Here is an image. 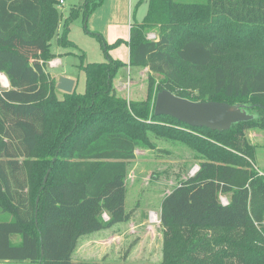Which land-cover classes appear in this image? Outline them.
Instances as JSON below:
<instances>
[{
	"label": "trees",
	"instance_id": "trees-1",
	"mask_svg": "<svg viewBox=\"0 0 264 264\" xmlns=\"http://www.w3.org/2000/svg\"><path fill=\"white\" fill-rule=\"evenodd\" d=\"M101 2L70 8L59 33L58 0H0V260L149 264L71 255L81 236L130 219L127 166L136 147L153 146L151 132L189 147L199 167L162 198L160 264H264V174L245 136L264 129V0H148L130 23L128 62H88L83 92L58 90L45 71L50 40L70 46L69 23ZM127 64L148 68L145 99L117 93L113 79ZM163 88L244 104L254 117L218 131L155 115Z\"/></svg>",
	"mask_w": 264,
	"mask_h": 264
},
{
	"label": "rangeland",
	"instance_id": "rangeland-1",
	"mask_svg": "<svg viewBox=\"0 0 264 264\" xmlns=\"http://www.w3.org/2000/svg\"><path fill=\"white\" fill-rule=\"evenodd\" d=\"M84 2L85 0H64L61 4H55L62 15L59 33L70 8L83 5ZM147 4L148 0H102L87 17L81 10L69 23L67 38L71 42L70 46L58 45L56 36L50 40L49 48L53 56L47 60L45 71L56 80L62 76L73 79L75 91L83 92L85 76L81 65L103 62L108 56L128 62L130 23L143 19ZM154 36L156 32L149 31L146 37L152 39ZM103 43L107 45L105 49ZM53 61L55 64H52ZM149 74L147 67H129L127 64L118 70L113 84L119 95L134 101L142 100L148 92ZM4 77L0 73V88L8 86V80L5 84ZM151 77L155 81L159 80L157 74L151 73ZM148 136L153 146L136 147L135 158L127 166L124 206L126 211L131 212L130 219L80 237L76 250L71 255L73 261L105 259L108 262L140 261L160 264L162 198L182 180L194 175V167H199L196 153L189 147L173 139L157 137L151 132ZM245 136L254 146V167L264 174V129L248 128ZM219 200L222 204H227L229 193H220ZM104 234H112L114 237L109 240L106 238L104 242ZM14 239L17 241L19 236ZM8 264L33 263L18 261Z\"/></svg>",
	"mask_w": 264,
	"mask_h": 264
},
{
	"label": "water",
	"instance_id": "water-1",
	"mask_svg": "<svg viewBox=\"0 0 264 264\" xmlns=\"http://www.w3.org/2000/svg\"><path fill=\"white\" fill-rule=\"evenodd\" d=\"M74 81L62 76L57 80L56 88L63 92L73 90ZM154 114L168 115L194 127H206L223 131L237 122L247 121L254 117L244 104H230L225 101H193L173 94L166 88L156 93ZM45 175L43 182H45ZM38 198H36V202Z\"/></svg>",
	"mask_w": 264,
	"mask_h": 264
},
{
	"label": "crops",
	"instance_id": "crops-1",
	"mask_svg": "<svg viewBox=\"0 0 264 264\" xmlns=\"http://www.w3.org/2000/svg\"><path fill=\"white\" fill-rule=\"evenodd\" d=\"M55 60V59H54ZM54 77V76H53ZM55 78V77H54ZM56 83H57V80H56ZM75 86V82H74V85H73V87ZM128 221V220H127ZM111 231V229L109 230V232ZM101 235H103V234H101ZM105 236V238L103 239V241L105 242V240H106V238L109 240L111 237H114V235H112V234H104ZM85 236V235H84ZM82 237V236H81ZM14 239V238H13ZM15 240V239H14ZM13 240V242H18L19 241V239H17V241H14ZM78 242V241H77ZM106 249V248H105ZM76 250V249H75ZM74 250V251H75ZM104 250V249H103ZM107 259H109V258H107ZM104 261H105V259H104ZM12 262H18V261H8V260H0V264H8V263H12ZM106 262H108V260H106ZM115 262V261H114ZM121 262V261H120ZM127 262V261H126ZM140 262V261H139ZM133 263H135V262H133Z\"/></svg>",
	"mask_w": 264,
	"mask_h": 264
},
{
	"label": "built area",
	"instance_id": "built-area-1",
	"mask_svg": "<svg viewBox=\"0 0 264 264\" xmlns=\"http://www.w3.org/2000/svg\"><path fill=\"white\" fill-rule=\"evenodd\" d=\"M63 1L64 0H58V4H61V3H63ZM154 37H152V39H153ZM52 64H55V62L53 61V63ZM198 169L197 168H193V174L197 171ZM104 218H107V216L106 215H104Z\"/></svg>",
	"mask_w": 264,
	"mask_h": 264
},
{
	"label": "bare ground",
	"instance_id": "bare-ground-1",
	"mask_svg": "<svg viewBox=\"0 0 264 264\" xmlns=\"http://www.w3.org/2000/svg\"><path fill=\"white\" fill-rule=\"evenodd\" d=\"M3 79H4L5 84H7V81H6L7 79L5 77Z\"/></svg>",
	"mask_w": 264,
	"mask_h": 264
}]
</instances>
